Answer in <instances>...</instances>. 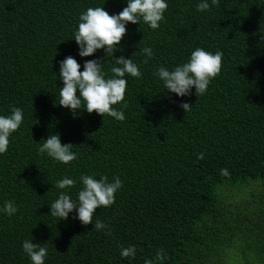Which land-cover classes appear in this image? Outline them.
I'll return each instance as SVG.
<instances>
[{
	"label": "trees",
	"instance_id": "trees-1",
	"mask_svg": "<svg viewBox=\"0 0 264 264\" xmlns=\"http://www.w3.org/2000/svg\"><path fill=\"white\" fill-rule=\"evenodd\" d=\"M199 2L168 0L156 30L143 21L126 26L115 55H131L142 76L126 77V105H113L126 117L118 121L81 110L74 118L57 104L62 82L54 73L69 55L81 65L103 57L101 49L81 58L72 33L89 7L113 14L125 0H0V115L24 112L0 154V207L18 206L12 216L0 213V264H31L22 242L32 237L48 248L45 264H264V191L241 209L255 217L251 226L231 207L235 194L264 184V0H209L206 12ZM143 47L154 53L147 64ZM197 47L222 51L221 71L203 95L193 89L177 98L154 73L187 62ZM111 63L106 56V72ZM50 133L73 144L77 159L65 165L40 154ZM82 174L119 177L122 187L111 206L96 209L93 225L75 211L57 221L48 214L55 182L75 179V200ZM97 219L110 234L95 229ZM133 245L135 256L121 257Z\"/></svg>",
	"mask_w": 264,
	"mask_h": 264
},
{
	"label": "clouds",
	"instance_id": "clouds-1",
	"mask_svg": "<svg viewBox=\"0 0 264 264\" xmlns=\"http://www.w3.org/2000/svg\"><path fill=\"white\" fill-rule=\"evenodd\" d=\"M105 2V0H104ZM219 0H211V4H218ZM104 4V3H103ZM126 6L118 13L109 14L103 7H89L79 15L78 26L72 36L78 46V55L81 58L93 56L97 50H103V57L84 60L83 65L69 55L60 60L57 80L62 82L59 86V106L68 109L75 118L77 110L89 114L113 117L118 121L125 120L122 110H117L113 105L124 103L127 88V76L140 78L142 76L140 64L133 61L130 56L115 53L123 52L122 38L127 33V25L140 24L143 21L150 29L156 30L164 20L165 11L168 8V0H125ZM209 0H200L197 11L206 12L210 9ZM264 40V36H261ZM142 63L147 64L154 53L151 47H143ZM110 57L112 63L105 70V57ZM223 52H210L203 48H195L187 62L176 65L172 69L164 66L157 68L154 75L162 82L164 89L175 97H186L198 93L203 95L222 67ZM81 67L83 70L81 71ZM108 72L111 75H108ZM191 104L181 101L180 107L190 110ZM24 120V112L20 107H12L7 115H0V154L5 153L9 147V138L16 132ZM43 143L39 144L38 152L46 154L52 160L68 165L77 159L76 152L72 151L73 144H62L59 133H50ZM198 160L204 159V153H199ZM220 174L227 177L228 169H221ZM82 188L77 192L74 200L68 191L76 180L70 176H64L55 182L59 190L57 198L50 204L49 213L58 220H66L75 211L74 218L86 226L93 225V216L97 208L109 207L115 201V194L122 187L119 177L109 181L107 176L96 179L93 175L82 174L79 178ZM18 211V206L11 200L5 201L0 207V213L12 216ZM95 229L102 231L110 229L107 224L97 219ZM22 250L29 258L31 264H45L48 256V248L45 244L25 239L22 242ZM121 257H134L135 246L121 249ZM157 260L166 259L163 250H158ZM145 264H152L146 261Z\"/></svg>",
	"mask_w": 264,
	"mask_h": 264
},
{
	"label": "rangeland",
	"instance_id": "rangeland-1",
	"mask_svg": "<svg viewBox=\"0 0 264 264\" xmlns=\"http://www.w3.org/2000/svg\"><path fill=\"white\" fill-rule=\"evenodd\" d=\"M259 191H264V184L257 183L239 194H235L234 201L231 203L234 214H239V221L245 219V224L251 226L252 223L256 222L255 217L252 214H244L241 209L247 207V204L253 202L251 193L257 194Z\"/></svg>",
	"mask_w": 264,
	"mask_h": 264
}]
</instances>
